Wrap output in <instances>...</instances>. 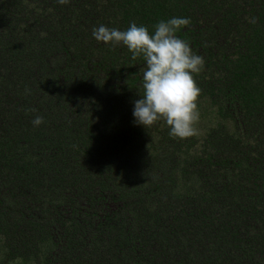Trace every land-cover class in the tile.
I'll return each instance as SVG.
<instances>
[{"label": "trees", "instance_id": "1", "mask_svg": "<svg viewBox=\"0 0 264 264\" xmlns=\"http://www.w3.org/2000/svg\"><path fill=\"white\" fill-rule=\"evenodd\" d=\"M173 17L205 61L187 138L134 122L146 61L92 35ZM14 260L264 264V0H0V264Z\"/></svg>", "mask_w": 264, "mask_h": 264}, {"label": "clouds", "instance_id": "2", "mask_svg": "<svg viewBox=\"0 0 264 264\" xmlns=\"http://www.w3.org/2000/svg\"><path fill=\"white\" fill-rule=\"evenodd\" d=\"M58 2L66 4L68 0ZM190 24V18L173 17L158 22L154 33L135 22L126 30L105 25L92 30L98 42L123 44L132 53L133 60L142 57L146 61L142 98L134 102V122L149 128L164 120L170 127L169 134L177 138L197 134L195 125L200 117L198 98L202 89L194 76L204 69L205 61L193 51L189 41L177 35L182 27ZM32 123L40 126L44 118L38 115Z\"/></svg>", "mask_w": 264, "mask_h": 264}, {"label": "rangeland", "instance_id": "3", "mask_svg": "<svg viewBox=\"0 0 264 264\" xmlns=\"http://www.w3.org/2000/svg\"><path fill=\"white\" fill-rule=\"evenodd\" d=\"M200 124H201V122L198 121L197 124L195 125L196 128H197V130L200 129V127H199ZM10 264H23V261H20V260H14V261H11ZM24 264H25V263H24Z\"/></svg>", "mask_w": 264, "mask_h": 264}]
</instances>
